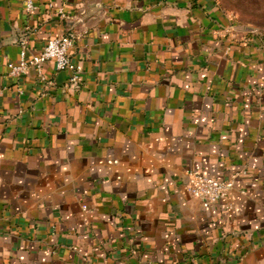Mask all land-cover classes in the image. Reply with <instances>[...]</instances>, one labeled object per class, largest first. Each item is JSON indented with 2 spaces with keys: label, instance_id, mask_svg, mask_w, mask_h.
<instances>
[{
  "label": "crops",
  "instance_id": "0c3cea01",
  "mask_svg": "<svg viewBox=\"0 0 264 264\" xmlns=\"http://www.w3.org/2000/svg\"><path fill=\"white\" fill-rule=\"evenodd\" d=\"M49 1L86 11L79 86L10 72L66 32ZM37 2L0 0V264H264V32L220 0Z\"/></svg>",
  "mask_w": 264,
  "mask_h": 264
},
{
  "label": "built area",
  "instance_id": "2783aa9c",
  "mask_svg": "<svg viewBox=\"0 0 264 264\" xmlns=\"http://www.w3.org/2000/svg\"><path fill=\"white\" fill-rule=\"evenodd\" d=\"M24 2L27 12L38 9L37 0H24ZM48 7L55 11L54 14L61 22L67 23L66 32L61 35L49 36L44 47L30 59L26 58V48H22L19 62L9 63L10 72L13 75H20L25 72L29 65H35L41 69L45 62L53 61L58 70L68 69L70 71V83L79 86L83 80L84 71L81 64L72 60L70 49L74 41L86 33V30L82 31L77 27L78 24L83 23L86 11L71 13L65 9L64 4H56L54 1H49ZM21 44H24V41H21ZM185 187L190 195L200 199L203 205L208 207L229 197L234 187V180L219 179L189 169L186 171Z\"/></svg>",
  "mask_w": 264,
  "mask_h": 264
},
{
  "label": "rangeland",
  "instance_id": "374dc122",
  "mask_svg": "<svg viewBox=\"0 0 264 264\" xmlns=\"http://www.w3.org/2000/svg\"><path fill=\"white\" fill-rule=\"evenodd\" d=\"M239 27L264 32V0H220Z\"/></svg>",
  "mask_w": 264,
  "mask_h": 264
}]
</instances>
